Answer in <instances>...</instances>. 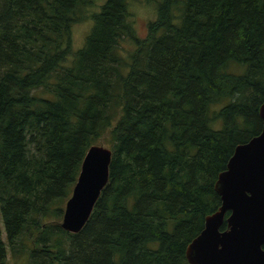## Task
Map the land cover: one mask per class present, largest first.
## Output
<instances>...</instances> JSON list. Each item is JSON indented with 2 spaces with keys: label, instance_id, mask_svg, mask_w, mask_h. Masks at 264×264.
<instances>
[{
  "label": "trees",
  "instance_id": "trees-1",
  "mask_svg": "<svg viewBox=\"0 0 264 264\" xmlns=\"http://www.w3.org/2000/svg\"><path fill=\"white\" fill-rule=\"evenodd\" d=\"M96 4L0 0V264H192L220 172L262 131L264 0H157L142 38L128 0ZM106 133L109 180L70 231L66 202Z\"/></svg>",
  "mask_w": 264,
  "mask_h": 264
},
{
  "label": "water",
  "instance_id": "water-1",
  "mask_svg": "<svg viewBox=\"0 0 264 264\" xmlns=\"http://www.w3.org/2000/svg\"><path fill=\"white\" fill-rule=\"evenodd\" d=\"M262 131L239 143L215 183L221 205L205 218V226L186 248L193 264H264V101ZM113 150L94 143L87 150L68 198L62 226L81 230L109 180ZM228 226L222 229L227 212Z\"/></svg>",
  "mask_w": 264,
  "mask_h": 264
},
{
  "label": "rangeland",
  "instance_id": "rangeland-1",
  "mask_svg": "<svg viewBox=\"0 0 264 264\" xmlns=\"http://www.w3.org/2000/svg\"><path fill=\"white\" fill-rule=\"evenodd\" d=\"M104 0H96V5L89 7L88 13L91 15V11L98 8V4L102 3ZM128 8L130 11V19L134 23L136 35L139 37H145L148 33V23L155 19L157 15V0H128ZM92 18L87 17L83 20L76 22L73 26V49L77 50L83 46L86 35L88 34L92 26ZM121 49L124 53L131 51L135 48V43L130 38H124L121 41ZM106 133L101 140V144L109 146ZM5 237V229L3 232ZM24 256H16L13 253H8L6 264H25Z\"/></svg>",
  "mask_w": 264,
  "mask_h": 264
},
{
  "label": "flooded vegetation",
  "instance_id": "flooded-vegetation-1",
  "mask_svg": "<svg viewBox=\"0 0 264 264\" xmlns=\"http://www.w3.org/2000/svg\"><path fill=\"white\" fill-rule=\"evenodd\" d=\"M229 214H230V212H229ZM225 217H226V215H225ZM228 217V216H227ZM227 226H228V223H227ZM227 228V227H226ZM225 229V228H224ZM193 264V263H192Z\"/></svg>",
  "mask_w": 264,
  "mask_h": 264
}]
</instances>
